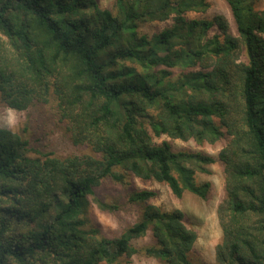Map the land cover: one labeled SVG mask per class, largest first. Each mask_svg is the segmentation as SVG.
I'll return each instance as SVG.
<instances>
[{
    "label": "trees",
    "instance_id": "1",
    "mask_svg": "<svg viewBox=\"0 0 264 264\" xmlns=\"http://www.w3.org/2000/svg\"><path fill=\"white\" fill-rule=\"evenodd\" d=\"M225 1L235 34L222 15L185 17L207 10V0H114L113 9L99 0H0V104L46 112L88 149L34 150L23 131L0 127V264H116L148 231L146 255L191 264L196 232L181 210L147 203L153 190L130 192L141 215L120 234L86 226L83 215L90 197L115 212L96 188L126 173L165 183L178 198L184 189L205 198L209 182L196 184L194 173L215 161L225 173L216 260L264 264V9ZM167 18L151 35L139 30ZM162 135L224 146L216 156L187 154L154 141Z\"/></svg>",
    "mask_w": 264,
    "mask_h": 264
},
{
    "label": "rangeland",
    "instance_id": "2",
    "mask_svg": "<svg viewBox=\"0 0 264 264\" xmlns=\"http://www.w3.org/2000/svg\"><path fill=\"white\" fill-rule=\"evenodd\" d=\"M155 2V0H151ZM209 7L203 12L189 11L185 17L187 19H211L214 15H222L229 23L230 30L235 34L236 25L233 19L230 7L225 0H207ZM104 7L113 9L114 0H99ZM253 7L256 10L264 9V0H253ZM172 23L170 18L147 20L140 23V32L151 35L164 26ZM215 31L212 30L210 33ZM175 76L178 69L172 70ZM28 116V120H27ZM57 119V115H54ZM47 116L46 112L41 111L38 114H28L23 111L13 110L0 104V127L12 131H23V136L30 140V145L35 149L46 152H53L56 155H67L74 152L84 153L88 149L84 146H74L71 142L65 125H56L55 121ZM154 141L160 143L163 139L169 142L171 149L176 152L187 154L203 153L216 156L219 150L224 146V141L215 143H198L189 138L182 140L166 135L154 136ZM182 166L193 168L196 165L194 160H183ZM209 172H199L195 170L194 181L196 184L209 182V190L205 198H202L187 189H184L180 198L174 196L170 188L165 183H158L153 180H143L133 174H127L124 181H114L104 178L98 188H96V197L107 203H116L118 208L115 212L100 209L94 199L90 197V204L83 215L86 226L99 227L104 235L112 236L120 234L127 226L138 221L141 213L139 203L130 202L128 197L131 191L150 189L156 192V195L148 200L147 203L158 206L162 211L179 209L183 213V222L186 227L196 232V240L187 252V257L191 264H218L216 260V246L222 241V229L218 220V205L225 198L224 181L225 173L222 164L219 161L206 165ZM174 173L178 175L179 169L174 168ZM183 182V180H182ZM152 242L148 231L144 236L134 238L133 245L138 248V252L130 256H121L116 264H164L157 257L146 255L145 247Z\"/></svg>",
    "mask_w": 264,
    "mask_h": 264
}]
</instances>
